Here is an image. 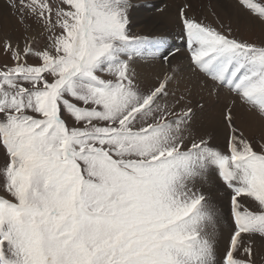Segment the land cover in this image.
Instances as JSON below:
<instances>
[{
    "label": "snow or ice",
    "instance_id": "6c2138e0",
    "mask_svg": "<svg viewBox=\"0 0 264 264\" xmlns=\"http://www.w3.org/2000/svg\"><path fill=\"white\" fill-rule=\"evenodd\" d=\"M235 2L264 26V3ZM4 8L24 32L0 38V264H257L264 41L197 20L185 3L189 63L176 67L179 47L161 52L163 38L130 32L132 0ZM148 58L166 70L144 84L136 65ZM185 71L204 78L196 86L210 98L229 93L223 144L193 127L209 105L193 104ZM237 107L258 121V136L237 126Z\"/></svg>",
    "mask_w": 264,
    "mask_h": 264
},
{
    "label": "bare ground",
    "instance_id": "6f19581e",
    "mask_svg": "<svg viewBox=\"0 0 264 264\" xmlns=\"http://www.w3.org/2000/svg\"><path fill=\"white\" fill-rule=\"evenodd\" d=\"M260 1L262 2L263 0ZM132 2L134 8L131 11L130 30L132 27L137 26V28L139 27L136 31L138 33L137 35L149 36L150 38H163L166 41V47L161 49V52H166L169 48L173 51H175L177 47L180 49L182 48L180 52L176 53L175 58L171 59L170 66L176 67L186 68L189 62L185 46H178L176 44L177 41H182L184 43L183 39L181 40L179 37V29L181 26L180 28L178 27V13L179 9L183 7L185 3H190L192 5L189 16H194L197 20H199L198 17H200L205 22H211L213 21L212 19L217 20L219 16L220 20L224 19L223 21H229L231 25L235 27V25L240 24L243 15H245L241 9L237 7L235 0H132ZM2 5L4 4L0 0V7H2ZM172 37L173 41L171 40ZM175 37H177L176 43H174ZM184 54L186 56H184ZM136 67L140 72L141 80L155 79L158 74H162L166 70L162 59H140L137 61ZM182 77L185 83L190 81V83H188L189 88H191L189 96L193 104H196L197 101L206 104L209 101L208 111L211 110V112H207L198 119V122H195L197 125L200 124V131L210 132L212 134L213 143L223 141L224 129L219 125V119L215 116H210V114H213L214 111L218 114L219 106H222L230 101L231 97L229 93L226 90H221L219 100L217 102L214 100L218 106L213 108L211 105L213 104V99L215 98L209 97L207 88H200L196 86L197 81L202 83L204 78L198 76L192 71H185L182 73ZM145 84H149V82ZM236 113L237 122L240 121V123L244 125L247 124L248 127L255 125V119L248 113L246 108L237 107ZM208 115L209 117H207ZM201 119L204 120L202 123ZM209 120L210 125L206 127ZM202 128L204 130H202Z\"/></svg>",
    "mask_w": 264,
    "mask_h": 264
},
{
    "label": "rangeland",
    "instance_id": "374dc122",
    "mask_svg": "<svg viewBox=\"0 0 264 264\" xmlns=\"http://www.w3.org/2000/svg\"><path fill=\"white\" fill-rule=\"evenodd\" d=\"M1 1L4 4V0H1ZM262 3H264V0L262 1ZM135 5H137V4H135ZM206 11H208V10H206ZM241 11L245 15H243V18L241 20L242 22L240 21L239 25H235V27L233 25H231L232 26V35L239 40H246L249 42L259 43L261 41H264V26H260L256 22L251 21L250 18H248L247 13L244 12L243 10H241ZM208 12L211 13L210 11H208ZM244 17H245V19H244ZM198 19L202 20L200 17H198ZM212 20L213 21H211V22H209V21L205 22L204 21V23L215 26V27H219L220 22H223L225 25H228L230 23L229 21H227V22L223 21L224 19L220 20L219 16H218L217 20H215V19H212ZM178 27L180 28V26H178ZM138 28H137V26H134L131 28L130 32L134 35H137L138 33L136 31ZM36 30H37V26L33 25V33L34 34H35ZM179 30H180L179 37L182 40L181 28ZM23 32H24V29L21 25H19L17 23L16 18L11 16V15H8L6 9L4 8V5H2V7H0V38H3V36L7 35V36H10L13 41H16V40L20 39V37L23 35ZM176 39H177V37L174 38V43H176ZM171 40L173 41V37L171 38ZM22 42L23 41L21 40V43ZM42 44H43V41H40V45H34V46H42ZM176 44L178 46H184V43L182 41H180V42L177 41ZM184 56H186V55L184 54ZM187 56H188V54H187ZM5 59H6V57H4V54L2 52H0V63H3ZM187 59H188V57H187ZM30 62H33V61H30ZM154 80L155 79H152V80H145L144 79L141 81L144 84L147 82H149V84H150ZM214 100L215 99H213V103L217 102L216 100L214 102ZM208 105H209V103H208ZM208 112H211V110ZM214 112L216 113V115ZM214 112H213V114L211 113L212 115L210 114V116H215L218 119H220V113L217 114L216 111H214ZM207 117H209V115ZM198 119L195 122H198ZM202 121H204V120L201 119V123H202ZM195 124L196 123H194L193 127L200 131V128H201V127L199 128L200 124H198V125L197 124L195 125ZM236 124L239 128H241L245 132L246 135H249V136H253V135L258 136L259 135L260 126H259L258 121H256V123L254 122L255 125L254 126L252 125V127H248L247 124L244 125V124L240 123V121L239 122L236 121ZM209 125H210V120L207 123L206 127H208ZM243 126H245V127H243ZM206 127H204V128H206ZM202 130H204V129L202 128ZM224 139H225V136L223 135V141H219V142H215V143L223 144ZM212 142H213V140H212ZM3 164H4V156H3V153L0 152V167H2ZM0 197L8 198L7 194L4 192V189L2 187V178H0ZM220 248H221V251L224 248V241L223 240L221 241ZM256 259H257V264H264V247L259 246V245L257 246Z\"/></svg>",
    "mask_w": 264,
    "mask_h": 264
}]
</instances>
